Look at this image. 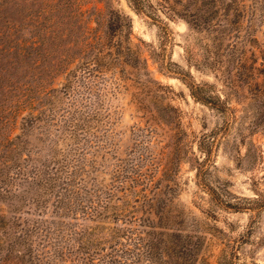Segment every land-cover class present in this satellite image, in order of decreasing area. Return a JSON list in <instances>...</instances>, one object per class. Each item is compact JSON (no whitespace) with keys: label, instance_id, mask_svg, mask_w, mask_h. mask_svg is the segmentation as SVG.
Wrapping results in <instances>:
<instances>
[{"label":"rangeland","instance_id":"1","mask_svg":"<svg viewBox=\"0 0 264 264\" xmlns=\"http://www.w3.org/2000/svg\"><path fill=\"white\" fill-rule=\"evenodd\" d=\"M44 4V0H18L21 14L29 5L32 14L48 15ZM174 5L181 8L179 2ZM79 6L88 8L78 16L83 19L80 23L70 19L63 26L65 30L77 32L85 18L93 25L94 6L119 9L131 19V44L144 62L137 68L124 66L132 78L125 87L117 88L110 78L98 77L95 90L101 94L94 109V95L82 89L79 78L72 77L67 89L55 91L51 102H45L40 119L31 126L24 129L25 110L18 113L10 136L19 134V143L3 153L2 157L8 160L0 164V176L6 177L7 188L16 195L12 198L0 193L5 218L16 203L18 220L29 221V227L34 226L31 219L53 226L50 221L58 219L52 212L55 197L69 193L65 182L77 184L81 177L92 176L104 190L121 182L127 186L130 176L139 173L141 188H149L150 179L156 182L165 192L171 215L180 220L179 227L198 235L199 261L194 264H216L222 255L238 264H264V207L234 210L221 205L197 183L192 163L193 153L202 154L197 144L203 141L211 147L203 175L222 199L250 206L258 194L264 196V133L256 123L255 102L239 79L247 63L244 60L240 65L232 60L226 48L231 39H236L230 36L233 32L219 26L215 29L212 22L198 26L180 16L167 19L158 11L169 28L161 52L158 27L147 15L135 12L127 0H72L62 15L68 18L74 12L77 16ZM243 23L236 41L246 55L253 51L258 61L264 49V11ZM247 30L256 42H246ZM160 56L167 62V69L183 71L194 81L211 83L213 90L223 96L228 94L226 101L233 109V117L226 122L217 109L193 99L182 79L160 66ZM73 66L70 63L68 68H76ZM59 81L57 75L51 85L58 87ZM19 167L25 175L16 174ZM36 169L38 176L33 175ZM45 177H51V187L42 193L41 206L35 207L31 191L39 189L36 182H44ZM134 184L140 188V184ZM128 199L132 197L128 195ZM59 219L67 221L68 217L61 214ZM77 221L82 222L81 216ZM14 233L20 234L17 230ZM38 236L32 235V248L37 246ZM21 244L17 242L14 247L20 249Z\"/></svg>","mask_w":264,"mask_h":264},{"label":"trees","instance_id":"2","mask_svg":"<svg viewBox=\"0 0 264 264\" xmlns=\"http://www.w3.org/2000/svg\"><path fill=\"white\" fill-rule=\"evenodd\" d=\"M71 2L44 0L49 14L39 16L31 13L29 5L21 14L18 0H0V157L19 143V134L10 136V132L21 110L26 113L22 116L23 123L27 124L26 129L40 119L39 112L43 111L46 101L51 102L55 91L67 89L72 77L79 78L82 89L94 95V109L99 104L101 94L95 90L98 77L106 76L117 88L125 87L132 78L125 73L124 66L137 68L144 62L131 44V19L126 13L112 7L94 6L93 25H89V20L85 18L81 29L72 32L63 26L70 19L80 23L84 16L81 19L78 16L88 8L81 9L79 6L77 16L72 12L66 18L62 12ZM127 2L135 12L147 15L156 24L161 52L165 47L164 41L168 39L169 28L158 11L167 19L180 16L191 25L198 26H207L212 22L215 29L219 26L233 32L230 36L236 39H231L226 48L232 60L240 62V65L244 64V60L247 63L239 79L255 102L256 123L264 133V49L257 61L253 51L246 55L244 48L236 41L243 21L264 11V0H156L155 4L148 0ZM175 2L180 3V9L175 7ZM246 33V42H256L249 30ZM216 37L220 39V33ZM162 58L159 57L160 66L182 79L193 99L217 109L226 117V122L233 117V109L226 101L228 94L223 96L213 90L211 83L194 81L190 74L183 71L167 69V62ZM70 63L76 68L69 69ZM78 72L81 73L79 77L76 76ZM57 75H60L59 86H52ZM232 81L230 79L231 87ZM23 123L20 128H23ZM197 147L202 154L193 153L192 157L196 181L213 199L234 210L264 207V196L259 194L252 199L250 206L222 199L203 175L211 147L204 145L203 141H198ZM7 160L2 157L0 164L7 163ZM89 165L94 170L93 160ZM25 173L17 168L16 174ZM39 174L37 169L33 173L34 176ZM0 177V193L15 198L16 195L7 188L6 177ZM87 178L81 177L77 184L65 182V189L67 186L70 188L69 193L65 197H55L52 212L58 219L50 221L54 222L53 226L43 225L40 219H31L34 226L29 227V221L24 223L18 220L14 209L16 203L15 207L8 209L11 215L5 218L6 209L3 211L0 206V264H194L195 260L199 261L198 235L179 227L180 220L175 219L166 206L165 192L152 179L148 182L151 183L149 188H141V177L136 173L130 176L127 186L121 182L102 190L95 177ZM45 179L44 182L37 181L36 185L40 188L31 191L33 196L30 198L35 207L41 206L42 193L51 187V177ZM134 183L140 184V188L136 189ZM128 195L132 197L131 200ZM17 203L21 204L19 201ZM61 214H65L68 220L61 221ZM78 216H81L82 222L77 221ZM12 228L13 234H16L14 239L11 238ZM16 230L20 234L14 233ZM35 234L39 235L37 246L32 248L31 237ZM17 242H22L18 245L20 249L14 247ZM200 264L206 263L201 261ZM216 264L238 263L222 255Z\"/></svg>","mask_w":264,"mask_h":264}]
</instances>
